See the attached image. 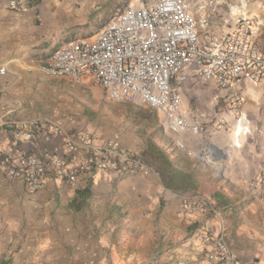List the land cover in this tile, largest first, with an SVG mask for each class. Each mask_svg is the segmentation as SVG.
I'll list each match as a JSON object with an SVG mask.
<instances>
[{"label": "crops", "instance_id": "crops-1", "mask_svg": "<svg viewBox=\"0 0 264 264\" xmlns=\"http://www.w3.org/2000/svg\"><path fill=\"white\" fill-rule=\"evenodd\" d=\"M84 1L94 2L36 0L29 7L13 10L8 0H0V66L6 67V72L0 74V117L4 116L7 122L0 126V147L9 149L13 146L14 128H21L23 132L30 129L31 118L36 114L35 101L44 97L41 96L42 89L47 88L46 82L54 77L45 72L44 66L55 48L71 38L94 39L106 23L97 31L79 36L62 34L68 28L60 27L65 22L63 19L73 17L79 3ZM70 23V27L75 24ZM54 38V45L44 50ZM259 43L264 49L263 38H259ZM241 89L243 98H248L242 109L248 113L261 111L264 82H243ZM71 130L86 131L98 142L106 140L81 128ZM242 132L245 131L241 130L239 135ZM34 134L33 139L23 140L21 144L33 153L40 156L46 152L59 154L74 167L86 158L85 151L70 152L63 135H46L41 130L34 131ZM239 135L236 137L240 145ZM217 137L225 136L218 134ZM249 137L256 148H241L252 158H241V172L233 171L225 181L230 186L248 185L264 170V135L250 132ZM118 141L135 150L125 141ZM157 149L163 152L161 147ZM215 152L217 155L221 153L219 150ZM165 158L169 159L170 163L165 165L172 173L182 172L168 156ZM148 165L151 167L148 174L134 171L119 175L113 171L93 170L80 172L74 182L52 176L36 192L28 191L22 180L0 178V186L28 191L29 196L20 197L24 204L28 202L50 208L55 198H59L61 202L66 201L71 210L68 216L71 222L73 210H81L87 205L94 216L100 211L114 222L93 227L91 231L72 224L71 229L64 231L28 228L27 242L17 246L12 255L0 259V264H213L216 246L202 237L203 232L222 233L241 264H264V207L261 206L264 182L257 183L254 179L258 188L250 200L225 188L227 192L217 191L213 198L208 197L215 210L185 211L181 206V192L185 189L174 185L164 166L157 173L155 167ZM186 169L182 173L191 183H197L196 169ZM57 206L59 209L63 204Z\"/></svg>", "mask_w": 264, "mask_h": 264}, {"label": "built area", "instance_id": "built-area-1", "mask_svg": "<svg viewBox=\"0 0 264 264\" xmlns=\"http://www.w3.org/2000/svg\"><path fill=\"white\" fill-rule=\"evenodd\" d=\"M36 0H8L13 10L29 7ZM206 8L200 0H131L116 12L94 39L71 38L55 48L44 66L47 74L73 80L89 78L113 100L139 102L161 112L176 132L200 133V116L184 107L182 88L213 84L230 95L233 111L243 122L241 84L264 82V49L259 43L262 21L238 11L218 26L210 13L200 19L197 11ZM6 72L0 66V74ZM7 122L0 117V126ZM30 129H13V146L0 147V178L22 180L30 192L41 190L52 176L74 182L80 172L113 171L144 174L151 167L143 156L120 144L117 138L98 142L86 131H68L61 122L30 123ZM63 135L67 149L85 151L82 164L74 167L56 153L44 156L21 144L34 131ZM180 148L185 144L177 141ZM213 156V151H210ZM264 180V174L255 178ZM185 211H211L216 207L204 196L181 197ZM216 246L213 264H241L221 234L203 232Z\"/></svg>", "mask_w": 264, "mask_h": 264}, {"label": "rangeland", "instance_id": "rangeland-1", "mask_svg": "<svg viewBox=\"0 0 264 264\" xmlns=\"http://www.w3.org/2000/svg\"><path fill=\"white\" fill-rule=\"evenodd\" d=\"M130 1L94 0L92 4L80 2L73 17L64 18L65 22L60 24V27H68L62 34L79 36L84 32L97 31ZM200 1L206 4V8L197 11V17L200 19L204 12L210 13L216 26L220 24L217 22H224L238 11L257 16L262 21L260 37L264 41V0ZM70 22L75 24L70 27ZM55 40L56 38L48 42L44 50L50 49ZM46 84L48 87L41 92V96L44 97L40 101H35L36 114L31 118L33 122H61L68 131L81 128L105 139L117 138L121 142L125 141L129 147L139 151L145 161L157 169V173L164 166L166 173L174 174V185L185 189L181 192L182 196L213 198L215 192L225 193L227 188L239 196H246L247 200L253 198L258 188L254 179L260 173L248 185L230 186L225 181L229 180V175L233 171L241 172V158H252L244 149L256 148V145L253 144L251 137L247 138V135L250 132L264 135V100L261 101L262 110L259 112L248 113L243 110L245 118L240 122L246 129L239 135L238 146L235 145L233 134L240 123L239 115L233 111L230 95H224L213 84L196 86L186 84L181 90L184 107L200 116L203 130L197 134L173 131L163 113L139 102L113 100L102 87L89 79L84 81L51 77V81ZM247 99L245 97L243 106ZM218 134H224L225 137H217ZM177 141L183 142L185 147L180 148ZM158 147H161L163 152L158 151ZM216 150L221 153L217 155ZM249 150L248 152H251V149ZM210 151H213V156ZM165 156L179 166L182 172L185 171L184 168L194 167L197 172V183H191L185 173H172L165 165ZM261 174H264V170ZM263 182L264 180L261 183ZM21 195L25 198L29 193L26 190H12L6 185L0 186V259L12 255L17 246L27 242L28 228L64 231L71 229L72 224L84 231H91L93 227L114 224L110 218L101 215L100 211L94 216L88 205L81 210H73L71 222L68 218L71 210L67 207L66 201L61 202L59 198H55L52 207L47 208L28 202L24 204L20 200ZM58 203L63 204L59 209ZM261 206L264 207V197Z\"/></svg>", "mask_w": 264, "mask_h": 264}, {"label": "bare ground", "instance_id": "bare-ground-1", "mask_svg": "<svg viewBox=\"0 0 264 264\" xmlns=\"http://www.w3.org/2000/svg\"><path fill=\"white\" fill-rule=\"evenodd\" d=\"M245 129H246V127L244 125H242L241 122L237 124L236 129H235V137H234L235 138L234 141H235L236 145H239V141H238L236 136L239 135L241 130L245 131Z\"/></svg>", "mask_w": 264, "mask_h": 264}, {"label": "trees", "instance_id": "trees-1", "mask_svg": "<svg viewBox=\"0 0 264 264\" xmlns=\"http://www.w3.org/2000/svg\"><path fill=\"white\" fill-rule=\"evenodd\" d=\"M165 159V163L169 164V159L167 158H164ZM170 166V165H169ZM172 177L170 178V180L173 182L175 180V176L174 175H171Z\"/></svg>", "mask_w": 264, "mask_h": 264}]
</instances>
